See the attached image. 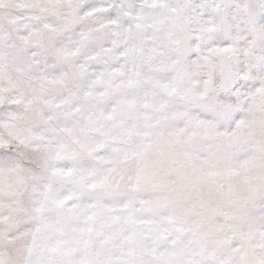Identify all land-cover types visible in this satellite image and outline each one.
Segmentation results:
<instances>
[{
	"label": "snow or ice",
	"instance_id": "6c2138e0",
	"mask_svg": "<svg viewBox=\"0 0 264 264\" xmlns=\"http://www.w3.org/2000/svg\"><path fill=\"white\" fill-rule=\"evenodd\" d=\"M0 264H264V0H0Z\"/></svg>",
	"mask_w": 264,
	"mask_h": 264
}]
</instances>
